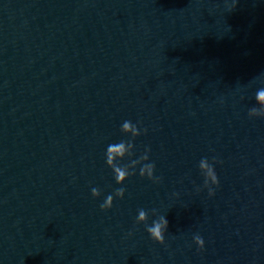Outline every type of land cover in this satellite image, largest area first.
I'll use <instances>...</instances> for the list:
<instances>
[{"label": "water", "instance_id": "1", "mask_svg": "<svg viewBox=\"0 0 264 264\" xmlns=\"http://www.w3.org/2000/svg\"><path fill=\"white\" fill-rule=\"evenodd\" d=\"M258 94L264 0H0V264H264Z\"/></svg>", "mask_w": 264, "mask_h": 264}, {"label": "clouds", "instance_id": "2", "mask_svg": "<svg viewBox=\"0 0 264 264\" xmlns=\"http://www.w3.org/2000/svg\"><path fill=\"white\" fill-rule=\"evenodd\" d=\"M258 95H264V94H258ZM251 114L252 115H260L261 113L254 110ZM128 127H129L128 122H125L122 125V129H127ZM116 151L120 152V151H123V149H117ZM200 167L205 174V184L209 185L208 186V194L211 196L214 194L213 186L218 185V183H219L218 178L215 174L214 167L212 165H209L205 160L201 161ZM153 169H154V165H151V164L147 165V172L149 173L150 176L153 172ZM157 179H159V178H157ZM93 191H95V189H93ZM117 195H122V190H118ZM107 199L111 200L112 197L109 196V197H107ZM99 206L102 210L103 209H109L111 207L110 204L105 203V202H102ZM145 216H146V214L143 212V210H141L137 215V219L138 220L144 219ZM167 224H168V221L163 216L160 218L159 222L154 221L153 225L147 229V231L150 234L151 239L156 240L159 243H163L164 242L163 232H164V229H166ZM157 234H159L158 237H157ZM194 239H195L197 245L200 248H202L204 245V240L199 235H197Z\"/></svg>", "mask_w": 264, "mask_h": 264}]
</instances>
